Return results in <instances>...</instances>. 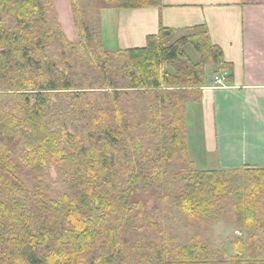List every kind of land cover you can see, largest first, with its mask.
<instances>
[{"label":"trees","instance_id":"1","mask_svg":"<svg viewBox=\"0 0 264 264\" xmlns=\"http://www.w3.org/2000/svg\"><path fill=\"white\" fill-rule=\"evenodd\" d=\"M74 2L84 54L53 23V0H0V264L227 261L199 235L172 237L164 222L176 215L192 228L235 215L249 235L233 258L264 264V167L198 170L188 153L186 107L201 100L206 66L233 71L222 49L204 26L175 38L160 25L144 47L109 51L101 17Z\"/></svg>","mask_w":264,"mask_h":264},{"label":"crops","instance_id":"2","mask_svg":"<svg viewBox=\"0 0 264 264\" xmlns=\"http://www.w3.org/2000/svg\"><path fill=\"white\" fill-rule=\"evenodd\" d=\"M160 25L175 29V38L204 26L211 43L233 65L225 85L213 81L220 67L207 65L201 100L187 104L188 153L194 167H264V0H162L158 7L104 9L105 49L144 47ZM184 50L194 63L199 61L193 45Z\"/></svg>","mask_w":264,"mask_h":264},{"label":"rangeland","instance_id":"3","mask_svg":"<svg viewBox=\"0 0 264 264\" xmlns=\"http://www.w3.org/2000/svg\"><path fill=\"white\" fill-rule=\"evenodd\" d=\"M83 5L89 6L97 16L101 17L102 24V12L104 9H110L115 7H107L104 0H82ZM49 15L52 18L54 24L59 25L61 31L65 37L73 44H75L80 53L84 54L85 50L81 45L80 30L77 24L75 15V2L74 0H53L51 9H49ZM56 26V25H54ZM103 33V31H102ZM109 48V45H107ZM164 69L171 74H175L176 71L170 67L165 66ZM240 172L238 176L232 175L231 181L237 185H243L246 183V173ZM59 170L51 165L49 168V179L54 184V189H59ZM177 216V217H176ZM173 219H169L166 226L170 229L172 237L178 241H190L194 236H198L208 244H211L215 249V254L218 258H222L224 255L227 257V261L211 264H239L238 260L233 256L237 254L234 243L237 239H245L249 235V231L237 222L235 215L226 216L220 219L217 223L209 227L192 228L187 225V221L184 216L176 215ZM261 237H264V233H260ZM245 264V263H241Z\"/></svg>","mask_w":264,"mask_h":264},{"label":"built area","instance_id":"4","mask_svg":"<svg viewBox=\"0 0 264 264\" xmlns=\"http://www.w3.org/2000/svg\"><path fill=\"white\" fill-rule=\"evenodd\" d=\"M227 79V72H224L222 74L218 73L215 74L213 77V81L215 85H225Z\"/></svg>","mask_w":264,"mask_h":264}]
</instances>
